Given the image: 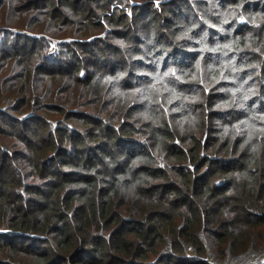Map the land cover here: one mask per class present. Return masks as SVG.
<instances>
[{"label": "trees", "instance_id": "trees-1", "mask_svg": "<svg viewBox=\"0 0 264 264\" xmlns=\"http://www.w3.org/2000/svg\"><path fill=\"white\" fill-rule=\"evenodd\" d=\"M0 264H264V0H0Z\"/></svg>", "mask_w": 264, "mask_h": 264}]
</instances>
